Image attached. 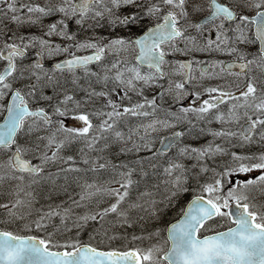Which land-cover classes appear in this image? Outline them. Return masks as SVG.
<instances>
[{
	"label": "snow or ice",
	"instance_id": "1",
	"mask_svg": "<svg viewBox=\"0 0 264 264\" xmlns=\"http://www.w3.org/2000/svg\"><path fill=\"white\" fill-rule=\"evenodd\" d=\"M217 156L230 157L220 170L207 163ZM150 174H162L159 199ZM190 191L166 248L78 239L89 226L90 240L116 239L109 230L133 213L158 216ZM42 192L67 201L36 208ZM254 192L264 195V0H0V223L27 221L0 229V264H264ZM34 230L44 236L21 234Z\"/></svg>",
	"mask_w": 264,
	"mask_h": 264
},
{
	"label": "rangeland",
	"instance_id": "2",
	"mask_svg": "<svg viewBox=\"0 0 264 264\" xmlns=\"http://www.w3.org/2000/svg\"><path fill=\"white\" fill-rule=\"evenodd\" d=\"M35 2L37 3H41L42 0H35ZM147 23V22H146ZM24 31H31V32H36L37 29L32 28V29H24ZM112 58V57H109ZM176 58H181V57H176ZM202 59H205L204 57H202ZM219 59L228 61L231 58L230 57H226V56H222L219 57ZM177 60V59H176ZM175 61V60H172ZM107 61H105L106 63ZM94 71V70H93ZM97 72L100 71V69L98 68L97 70H95ZM212 84L217 83L216 81H212ZM149 97H151L154 93L149 91L146 93ZM207 98V97H204ZM185 106H187L189 104L188 100L184 101ZM66 123L70 126H79L75 121L72 120H66ZM132 124L136 123V119L132 118L131 120ZM207 128H219L220 126H217V123H212V124H208L206 125ZM123 130H127L126 128ZM171 131V130H170ZM170 131L168 132H161L159 133V135L162 136H166V135H170ZM212 138L209 136H200V137H190L188 139V143H191L193 146H201L204 145L206 143H208ZM248 150H240L242 154L244 152H246ZM260 150H257V153ZM175 150H173V152L171 154H174ZM72 154V153H69ZM230 160V157L228 156H217L215 159L213 160H208L207 163L210 167L213 168H217V170H220L223 168L224 164L226 162H228ZM186 163L188 164V166H191V164L193 163V161H186ZM159 171V170H158ZM260 174H262L260 171H253L250 173H236L232 176H229L226 178L225 180V188L224 190L227 191V189L229 187H232L236 184H241L246 182L247 180H253L255 179L257 176H259ZM211 176V173H209L207 176L202 177L201 182H203L205 179H208ZM148 182V185L151 186L155 183H157L158 181L161 184V188H160V192L157 194V198H161L163 196V183H162V174L160 175H152L150 174L149 177L145 178ZM190 187L191 183H190ZM144 189V184H141V188L140 190L142 191ZM69 192L73 195V196H77L79 189L76 188L75 185H73L70 189ZM193 192V193H192ZM195 194L194 191H190L188 194H186L185 196L181 197V199L177 202L174 203V206L166 208L164 211L160 212L158 214V216H151L146 212L140 211V212H136L132 214V226L131 227H116L114 229H110L108 235H115L116 239H112L109 240L107 239V237H102V236H97L95 239L90 240L89 236L92 233V228L93 226H89V229L86 230L87 232V236L85 238L84 242H88V243H92L93 245L98 246V244L100 243H107L110 247L115 248L117 246V240L120 242H129L130 240L132 241V243H139L141 245L142 250H147L149 248L155 247V246H162V247H167V245H164V240H165V225L162 224V220L161 217L163 215H167L169 214L168 217L170 216H176L178 214H180V209L183 208L184 204L187 202V200H189L188 198L192 195ZM253 195L256 196V202L257 203H264V195H261L259 192H254L252 193ZM136 193H133V197H135ZM67 201V196L64 193H57V194H53L51 199H48L47 194L46 193H41L38 196V203L35 205L36 208H47L49 205H55V204H59L61 202ZM163 207V206H161ZM87 209L84 208H80V209H76V213H83L84 211H86ZM143 217V219H140L139 217ZM5 215L2 211H0V219H5ZM35 212H33V215L31 217H29V220L31 219H35ZM109 219H112V217H109ZM27 221H17L11 225H7V224H3L0 223V229L3 228H7L10 231H18L24 223H26ZM54 224L59 225V220L57 219V222L54 220L53 221ZM48 231H52V227L50 226ZM82 230L80 232V234H83ZM159 231L160 235L157 236L155 235V233ZM29 233H36L38 235L44 236L43 232H39V231H35L34 232H21L22 235H27ZM79 234V235H80ZM133 237H139V239H133ZM67 238H73L76 239L77 238V233L74 230L71 233H65L63 235H57L55 237V239H59V240H64ZM162 254V253H161Z\"/></svg>",
	"mask_w": 264,
	"mask_h": 264
},
{
	"label": "trees",
	"instance_id": "3",
	"mask_svg": "<svg viewBox=\"0 0 264 264\" xmlns=\"http://www.w3.org/2000/svg\"><path fill=\"white\" fill-rule=\"evenodd\" d=\"M202 180V179H201ZM191 183V186H193V185H195V181H192V182H190ZM193 193V192H192ZM169 216V214H167V215H163L162 217H161V220H162V224H164L165 226H166V224L169 222V221H171L172 219H174V218H176L175 216L174 217H172V216H170V217H168ZM56 222H57V220H55ZM89 229V227L87 228V229H84V231H83V234H80L79 236H78V239L81 241V242H84L85 241V238H86V236H87V232H86V230H88ZM32 232H34V231H32ZM117 242V246H116V248L117 249H124V247L125 248H130V247H134V248H136L137 246H139V247H141V245L139 244V243H137V244H135V243H132V241L130 240L129 242H120V241H116ZM98 246H100V247H105V248H111L107 243H99L98 244Z\"/></svg>",
	"mask_w": 264,
	"mask_h": 264
},
{
	"label": "flooded vegetation",
	"instance_id": "4",
	"mask_svg": "<svg viewBox=\"0 0 264 264\" xmlns=\"http://www.w3.org/2000/svg\"><path fill=\"white\" fill-rule=\"evenodd\" d=\"M170 60H176V57H169ZM219 124H217L218 126ZM220 126V125H219ZM217 143H222L221 141H217ZM224 147L228 148L229 150H235V151H238V150H247L249 148H239V147H232L231 145H228V146H225ZM252 151L253 152H257V150H260V148L258 147H251Z\"/></svg>",
	"mask_w": 264,
	"mask_h": 264
},
{
	"label": "water",
	"instance_id": "5",
	"mask_svg": "<svg viewBox=\"0 0 264 264\" xmlns=\"http://www.w3.org/2000/svg\"><path fill=\"white\" fill-rule=\"evenodd\" d=\"M178 220H179V219H178ZM178 220H177V221H178ZM177 221H175V222H177ZM175 222H173V223H175ZM171 224H172V223H171ZM171 224H170V225H171ZM170 225H169V226H170ZM169 226H168V227H169ZM103 251H104V250H103Z\"/></svg>",
	"mask_w": 264,
	"mask_h": 264
}]
</instances>
